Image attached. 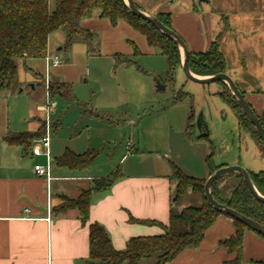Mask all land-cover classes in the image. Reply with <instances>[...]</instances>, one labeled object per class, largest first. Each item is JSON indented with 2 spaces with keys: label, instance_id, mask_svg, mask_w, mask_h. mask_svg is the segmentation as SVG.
I'll return each instance as SVG.
<instances>
[{
  "label": "crops",
  "instance_id": "obj_1",
  "mask_svg": "<svg viewBox=\"0 0 264 264\" xmlns=\"http://www.w3.org/2000/svg\"><path fill=\"white\" fill-rule=\"evenodd\" d=\"M211 2L194 0L191 6H182L179 0H153L149 8L136 6L154 16L169 13L173 30L191 53L204 52L211 42L218 40L226 62L225 73L234 80L252 109L261 115L264 113V0ZM80 25L95 34V43L77 42L65 53L64 33L53 32L45 56L17 60L18 88L0 93V264H91L89 223L101 225L113 248L122 251L130 238L163 232L157 223L165 225L169 220L170 198L175 187L170 179L171 163L190 176L203 179L209 176L206 152L185 135L189 114L185 116L180 109L162 111L169 112L162 120L170 130L166 150L146 148L137 136L130 152L126 145L122 148L118 161L106 164L99 161L105 146L109 151L112 144L117 147V141L108 136V127L103 122L108 120L109 113H118L121 106L112 91L106 93L105 85L97 88L104 95L93 96L96 86L91 79L105 72L115 82L111 90L129 88L131 81L139 77L130 74L127 64L132 60L128 57L156 52L145 36L124 20L112 24L95 12ZM221 47L233 55L234 76L228 72L226 54ZM61 54L64 63L52 65V57L60 59ZM178 70L181 68L175 73ZM244 75L249 77L250 84L243 80ZM46 82L68 84L73 95L72 101L62 100L63 109L57 102L50 113L52 178L49 181L34 172L35 165L47 162L43 151L35 153L44 128L45 113L40 107L47 96ZM152 82L145 86L150 87ZM83 87L91 90L90 98L82 96ZM48 94L52 99L58 96H51L49 91ZM70 107L74 108L73 120L65 117ZM71 123L80 124L72 133L68 130ZM26 132L34 135L28 146L9 141L10 135ZM176 148L188 151L187 157L180 156ZM67 150L75 154L92 150L96 154L86 167L58 165L56 159ZM160 151L168 153L161 155ZM114 171L117 179L107 190L91 192L87 221L77 209L54 211L63 197L77 198L93 186L95 179ZM47 205L51 210L49 222L45 219ZM234 233L233 220L219 215L197 247L185 249L168 264H224L233 254L220 242ZM260 261H264V238L247 230L242 264Z\"/></svg>",
  "mask_w": 264,
  "mask_h": 264
},
{
  "label": "trees",
  "instance_id": "obj_2",
  "mask_svg": "<svg viewBox=\"0 0 264 264\" xmlns=\"http://www.w3.org/2000/svg\"><path fill=\"white\" fill-rule=\"evenodd\" d=\"M52 1L53 7L50 5L51 0H0V93L11 91L10 87L16 82V62L19 58L45 56L48 38L53 32L62 31L64 33L63 51L65 53H68L74 43H95V34L83 29L80 25L84 18L91 17L95 12H98L100 17L108 18L112 24L124 20L142 33L147 43L166 58V81H174L175 71L181 68L178 47L149 21L131 14L124 0ZM156 17L166 27L173 30L169 13L161 12ZM189 68L200 76L226 72L225 58L217 42H211L209 48L204 52H189ZM217 83L222 87L218 95L235 114L238 129L252 134L264 153V147L254 127L227 86L223 82ZM48 87L51 96L58 95L64 100H73L72 89L68 84L51 82ZM188 95L189 93L180 89L176 92L173 101L180 102ZM256 115L264 128V113L261 115L256 113ZM194 121L191 109L184 131L185 135L190 140L207 138L205 134L195 133ZM33 137V134L26 132L10 135L9 141L28 146ZM95 154L96 152L92 150L81 154L67 150L56 159V163L71 167H86ZM205 161L209 175L219 167L226 165L213 164L210 155L206 157ZM171 169L170 179L174 181L175 187L170 198L169 220L165 225L157 223L163 228V232L158 235L130 238L126 248L118 251L111 245L109 236L101 225L89 223L88 260L91 264H121L122 262L138 264L140 260L150 259L152 256H155L153 264H168L185 249L197 247L203 239L205 231L213 225L219 215L231 218L235 226L234 235L220 242L221 246L233 254V258L225 261L224 264H242L244 234L245 231L252 230L229 215L212 209L203 194L206 179L190 176L173 163H171ZM247 171L256 189L264 196V170ZM117 176V172L114 171L109 176L95 179L93 186L83 190L77 198L63 197V202L55 207L54 211L64 213L69 209H77L81 218L87 221L91 192L107 190L115 182ZM188 190L201 195V204L175 209L183 193ZM211 194L218 203L264 225V203L254 198L239 175L232 173L219 178L212 185ZM256 234L264 238V236ZM255 264H264V261Z\"/></svg>",
  "mask_w": 264,
  "mask_h": 264
},
{
  "label": "rangeland",
  "instance_id": "obj_3",
  "mask_svg": "<svg viewBox=\"0 0 264 264\" xmlns=\"http://www.w3.org/2000/svg\"><path fill=\"white\" fill-rule=\"evenodd\" d=\"M133 1L140 8H149L153 0ZM179 1L182 6H187V4L191 6L194 0ZM213 2L214 0H212L211 3ZM50 5L53 7L52 0ZM202 6L207 7V3L202 2ZM212 8L213 4H211L210 10ZM173 10H176V8ZM61 33L63 32L58 31V34ZM216 42L219 46V41L217 40ZM93 48L96 49V46ZM221 48L226 54L228 72H230L231 76H234V73L231 71L234 64L232 59L233 55L232 53L226 52L223 47ZM153 52L156 53H142L135 57H128L132 60V62L127 64L128 69H130V74L139 77L137 80L131 81L129 88L123 87V89L111 90L112 87H115V82H112L111 79L113 80V78L110 77V79L105 72L100 73V75L98 74L96 77L97 79H91L96 86L94 94L91 93L89 88L86 89L83 87L84 95L82 96L90 98L91 94L93 96L95 95V97H98L100 94L104 95L97 91V88L101 85H105L107 88L106 93L112 91L121 106V109H118V113H109L108 120L103 122L108 127L106 130L110 133L108 136H110L112 140L115 139L117 141V147L115 144H112V146H110L111 151H109L105 146L103 151L100 152L99 161L105 164L114 160L118 161L122 156V148L129 140L135 141L136 143L137 136H139L146 148H164L166 150L168 147L167 140L170 136V130L168 129V125H166L167 122H163L162 120L166 117H164V115H167L169 112L162 111H172L171 109L178 111V109H180L186 116L192 109L194 120H196L199 115H202L207 124V129L210 132L207 138L193 141L194 143H198L196 147L204 150L207 156L210 155L213 164H237L255 172L264 170V153L260 144L252 134L238 129V122L235 114L218 95V92L222 90L221 85L217 82L209 84L194 82L182 74V70H178L174 74V81H166V58L160 54L156 48ZM60 61L64 63L62 54ZM243 80L247 82V84L251 83L247 75L243 76ZM150 81H153L150 87L145 86V84H147V82L150 83ZM160 86H164V88H159ZM10 88H12L11 91L16 90L18 88L17 81ZM180 89L189 93V95L179 104H175L173 98ZM54 98H56L53 99L54 102H59L62 108L63 99L60 96ZM73 115L74 108L70 107L69 111H66L65 117L73 120ZM113 119L114 121L110 122V120L112 121ZM50 122L52 124V120H50ZM79 125V123L77 125L71 123L68 130L72 133L79 128ZM140 130L141 133L139 134ZM195 133L200 134L196 127ZM154 140H156V142H154ZM4 145L5 143L1 144V150H4ZM176 150L179 152L180 156L187 157L188 151L179 148H176ZM160 152L161 155L168 153L167 151ZM201 202L202 197L199 193H192L188 190L183 193L175 209L183 208L188 205L197 206L200 205ZM154 261L155 256H152L150 259L143 260L140 264H153ZM122 264H126V262Z\"/></svg>",
  "mask_w": 264,
  "mask_h": 264
},
{
  "label": "water",
  "instance_id": "obj_4",
  "mask_svg": "<svg viewBox=\"0 0 264 264\" xmlns=\"http://www.w3.org/2000/svg\"><path fill=\"white\" fill-rule=\"evenodd\" d=\"M198 1V0H197ZM131 14L145 19L149 21L158 31H160L163 35L169 38L174 44L178 47L180 52V60H181V70L183 74L190 80L201 83V84H209L214 82H223L232 96L240 106L241 110L249 120V122L254 127V130L258 137L260 138L262 145L264 147V128L261 125L258 116L249 105L247 100L245 99L243 93L238 89L234 80L225 72L215 73L207 76H200L193 73L189 68V51L182 40V38L172 29L166 27L162 22H160L156 16L146 13L139 9L133 0H124ZM159 88H164V86H160ZM195 127L199 131L200 134L209 135V130L207 129V124L205 123L204 117L199 115L195 120ZM237 174L242 178V181L248 188V190L252 193L254 198L260 202L264 203V196L256 189L253 181L249 175V172L243 168L241 165H225L216 169L213 173H211L206 179L203 186V194L204 198L209 202L212 209L229 215L233 219L243 223L250 230L264 236V225L259 222L246 217L245 215L227 207L226 205L218 203L211 194V188L214 182H216L219 178L227 175V174ZM251 264V263H244Z\"/></svg>",
  "mask_w": 264,
  "mask_h": 264
},
{
  "label": "built area",
  "instance_id": "obj_5",
  "mask_svg": "<svg viewBox=\"0 0 264 264\" xmlns=\"http://www.w3.org/2000/svg\"><path fill=\"white\" fill-rule=\"evenodd\" d=\"M52 65H58L60 64V59L58 56H53L51 59ZM49 83L46 82V89H47V96L45 98V102L41 105L42 111H44L45 116L43 119V133L40 137L39 145L37 146L35 153L39 154L42 151L46 154L47 157V162L46 164H37L34 166V172L38 176L45 177L47 181H49L51 177V162H50V157H49V143H50V134H51V122H50V113L51 111L55 108L56 102L49 96L48 87ZM133 147V142L132 140H129L126 144V148L128 152L132 150ZM48 202V201H47ZM50 206L47 205V217L45 218L48 222L50 221Z\"/></svg>",
  "mask_w": 264,
  "mask_h": 264
}]
</instances>
